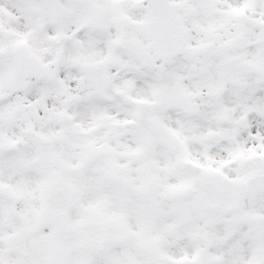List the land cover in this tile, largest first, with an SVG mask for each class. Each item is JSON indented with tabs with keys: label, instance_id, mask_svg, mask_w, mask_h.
Listing matches in <instances>:
<instances>
[{
	"label": "flooded vegetation",
	"instance_id": "flooded-vegetation-1",
	"mask_svg": "<svg viewBox=\"0 0 264 264\" xmlns=\"http://www.w3.org/2000/svg\"><path fill=\"white\" fill-rule=\"evenodd\" d=\"M175 5L184 23L182 4ZM131 7L134 21L131 25L126 21L124 28H114L113 40L122 54L126 53L121 48L130 42L151 51L156 48L155 29L149 19L151 7ZM186 42H190L187 36ZM225 43L227 47L232 45L230 36ZM110 61L79 62L70 81H65L70 94L65 103L73 128L69 133L71 145H81L84 140L83 128L77 122L85 115V103H100L109 110L101 117L109 124L94 134L100 140L112 138L115 156L112 160L96 154L85 156L83 163L91 164L95 171L87 172L80 181L68 175L69 183L54 180L47 190L38 188L28 202L4 207L0 264H264V188L259 190L264 179V112L262 107L240 115L225 110L231 101L237 108H248L243 100L254 99V92L239 88L253 86L249 84L253 80L228 76L203 98L191 96L197 109L193 117L165 105L153 108L151 114L161 130L154 134L145 121L135 122L134 104L153 103L147 90L149 77L134 75L146 69L129 54ZM83 64L94 71L85 75ZM71 67L66 60L61 70L72 74ZM126 78L129 84L125 89ZM181 93L164 92L169 98ZM180 103L182 109L190 111L189 101ZM252 104L258 107L250 101ZM192 137L207 144V171L194 162L193 172L183 165L179 152L193 142ZM86 142L94 145L97 139L85 138ZM135 145L152 149L170 146L172 157L146 150L137 158L142 169L136 170V160L129 154ZM252 177L255 179L249 182ZM56 183L64 186L63 195L55 192ZM9 209L13 213L7 225ZM121 210L126 211L122 217ZM67 223L74 228L73 235L68 234L72 230ZM200 239H208L207 249L201 247ZM216 242L221 243L217 249ZM226 242L229 246L221 250Z\"/></svg>",
	"mask_w": 264,
	"mask_h": 264
},
{
	"label": "rangeland",
	"instance_id": "rangeland-1",
	"mask_svg": "<svg viewBox=\"0 0 264 264\" xmlns=\"http://www.w3.org/2000/svg\"><path fill=\"white\" fill-rule=\"evenodd\" d=\"M96 1L104 10L112 33L113 28L126 27L127 18L133 15L131 4L136 0ZM174 1L180 5L179 0ZM181 1L190 42L182 57L172 59L165 67L151 73V85L147 90L152 99L165 91L184 90L199 100L203 93H211L214 87L222 85L228 75H239L253 80L249 84L256 85V97L249 101H254L258 107L245 103L248 108H237L231 101L228 105L231 108L226 106L225 110L228 113L234 110L236 115L260 107L264 111V0ZM240 14L243 20L238 19ZM93 32L95 29L89 16L75 9L69 0H0V86L4 87V92L0 93V211L6 205L28 202L38 188H49L54 180L69 183V175L80 181L87 172L95 171L91 164L83 163V157L102 152L108 155L113 151L111 138L104 139L103 144L97 141L86 147L71 145L69 133L73 128L60 122L61 114L68 107L65 98L70 95L64 89V82L70 81L76 67L71 68L72 74L59 73L55 66L59 59L54 55L50 41L63 34L71 37L72 43L80 42L78 49L71 43L69 55L61 62L64 64L67 58L76 60L77 53H81L79 47L89 42ZM229 36L230 48L224 45ZM22 45L46 64L50 73L47 81H12L18 74L15 50ZM100 51L106 58L102 46ZM55 82H60L63 87L53 89ZM82 107L87 118L97 114L107 116L109 111L99 105L93 106L91 102ZM28 126L36 128L39 144L26 136ZM203 133L208 136L209 132L204 130ZM83 136L81 145L85 144V134ZM7 147H12L13 153L6 154ZM188 147L183 151V158L189 157L200 164L202 171H207V145L192 143ZM145 149L151 148L136 145L134 153H130L131 160H136ZM170 149V146H158L154 148V155L171 158ZM49 158L53 161L51 165ZM5 164L7 168H16L13 172L8 170L7 178L3 179ZM141 169L136 161V170ZM33 188H36L34 192ZM124 212L121 210V217ZM207 240H198L203 249H207ZM220 244L216 242V249ZM223 246L221 250L227 249L229 244L226 242Z\"/></svg>",
	"mask_w": 264,
	"mask_h": 264
},
{
	"label": "water",
	"instance_id": "water-1",
	"mask_svg": "<svg viewBox=\"0 0 264 264\" xmlns=\"http://www.w3.org/2000/svg\"><path fill=\"white\" fill-rule=\"evenodd\" d=\"M76 1H77V2H81V3H86L87 5L92 6L93 11H95V12L98 13V11L95 9L96 7L93 5L92 0H76ZM160 1H161V0H160ZM160 1H158V0H153L152 3H159ZM162 3H164V4H166V5H169L168 0H162ZM161 10H162V9H161ZM97 18H98V14L95 16V20H96ZM28 60H29V65L33 63V61L31 60L30 57L28 58Z\"/></svg>",
	"mask_w": 264,
	"mask_h": 264
}]
</instances>
